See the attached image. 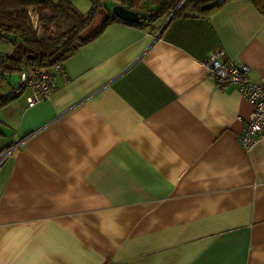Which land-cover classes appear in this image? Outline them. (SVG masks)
<instances>
[{"label":"crops","instance_id":"0c3cea01","mask_svg":"<svg viewBox=\"0 0 264 264\" xmlns=\"http://www.w3.org/2000/svg\"><path fill=\"white\" fill-rule=\"evenodd\" d=\"M215 48L264 78V13L109 23L33 105L0 79V264H264V138L238 143L252 105L208 75Z\"/></svg>","mask_w":264,"mask_h":264},{"label":"trees","instance_id":"16d2710c","mask_svg":"<svg viewBox=\"0 0 264 264\" xmlns=\"http://www.w3.org/2000/svg\"><path fill=\"white\" fill-rule=\"evenodd\" d=\"M89 0L86 12L69 0H0V37L11 44V51L0 58V79L19 73L28 65L49 68L73 55L84 43L97 37L112 22L145 28L164 15L172 17L205 14L228 0ZM264 13V0H249ZM122 5L135 12H148L144 21L128 23L116 17L111 6ZM210 5V8H205ZM37 10L41 35L33 27L28 11ZM193 10V11H190ZM101 16V17H100ZM100 17L98 27L90 30ZM20 86V84H19ZM20 87H18L19 89ZM13 96L0 97V105Z\"/></svg>","mask_w":264,"mask_h":264},{"label":"built area","instance_id":"2783aa9c","mask_svg":"<svg viewBox=\"0 0 264 264\" xmlns=\"http://www.w3.org/2000/svg\"><path fill=\"white\" fill-rule=\"evenodd\" d=\"M28 14L33 27L40 29L38 16L35 15L36 20L34 21L32 18L34 14L30 10ZM2 40L6 41L5 38H2ZM204 66L208 75L219 88L235 86L240 96L251 103L252 109L248 120L244 124V130L237 136L240 146L245 151H248L257 140L264 138V78L252 81L248 75V66L243 62L226 57L224 50L221 48H215L209 53L204 60ZM53 68L54 70L28 65L20 72L19 89H28L30 91L26 97L28 105H33L56 90L55 73L64 82L68 80L59 63L54 64ZM10 151L11 147L0 151V167Z\"/></svg>","mask_w":264,"mask_h":264},{"label":"rangeland","instance_id":"374dc122","mask_svg":"<svg viewBox=\"0 0 264 264\" xmlns=\"http://www.w3.org/2000/svg\"><path fill=\"white\" fill-rule=\"evenodd\" d=\"M74 2L73 5L81 12H86L89 7H90V2L89 0H73ZM112 9V6L110 7ZM31 11L32 14V18L33 20L35 21L36 18H35V15L38 16V20H39V14L37 12V10H35L34 8H30L29 9ZM101 17V16H100ZM100 17H98L96 20H94V22L92 23L91 27H90V30H94L98 27L99 23H100ZM38 24H39V21H38ZM37 31V34L41 35V30L40 29H36ZM4 44V43H3ZM5 48H6V51H9V49H11V44L10 43H5L4 44ZM20 80V75L19 73H12L10 76H8L7 78L4 79V87L5 88V91L3 92L4 94L8 93L9 91V82L11 81V84H15V82H19Z\"/></svg>","mask_w":264,"mask_h":264},{"label":"water","instance_id":"95a60500","mask_svg":"<svg viewBox=\"0 0 264 264\" xmlns=\"http://www.w3.org/2000/svg\"><path fill=\"white\" fill-rule=\"evenodd\" d=\"M205 8H210V5H205ZM111 11L116 17L128 23L144 21L148 15V12H135L122 5H113Z\"/></svg>","mask_w":264,"mask_h":264}]
</instances>
